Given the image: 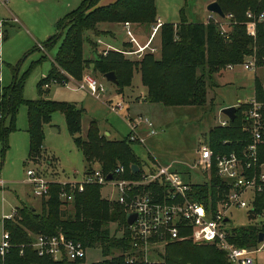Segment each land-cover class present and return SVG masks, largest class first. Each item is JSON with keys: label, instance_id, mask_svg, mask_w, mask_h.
Listing matches in <instances>:
<instances>
[{"label": "trees", "instance_id": "trees-1", "mask_svg": "<svg viewBox=\"0 0 264 264\" xmlns=\"http://www.w3.org/2000/svg\"><path fill=\"white\" fill-rule=\"evenodd\" d=\"M101 1L82 0L78 7L57 20L56 32L41 44L50 50L61 39L46 77L37 84L40 95L44 84L54 81L64 85L70 77L80 80L90 67L102 75L113 71L118 80L114 85L117 92L122 93L124 87L130 85L133 74L139 72L141 83L147 89L144 100L165 106L199 105L203 103L205 91L203 78L195 76L197 67L206 66L212 72L229 64H241L249 58H254L255 65H264V0H213L218 2L224 12L223 19L232 16L226 32H222L218 22L213 20L199 23L181 18L177 24L163 23L160 58L156 59L153 54L147 53L134 61L114 50L86 58L83 54L84 34L89 32L98 37L103 31L100 26L102 23L122 24L129 21L150 27L157 19L155 0H114L100 4ZM247 12H251L255 18L263 13V18L256 21L253 36L246 31ZM103 32L111 33L114 38L112 30L104 29ZM87 41L90 49L96 44V40L91 38H87ZM129 46L125 41L122 48ZM44 59L45 56H42L41 60ZM24 79L25 75L14 76L8 86L0 88V143L3 152L8 148L9 134L16 130V115L21 106L26 108L28 157L33 160L44 150V125L49 124L52 114L59 111L64 114L68 132L82 152L86 171L96 164L102 172L109 173L121 165L125 169L124 177H140L143 172L142 161L135 154L129 135L122 139H107L100 134L96 121H91L86 138L75 136L80 131L83 108L42 97L24 99ZM254 91L256 98H263L258 78L254 82ZM247 106L246 102L239 103L235 119L229 120L227 126L216 125L209 129L207 143L215 153L238 149L242 146L241 139H248L243 129V112ZM133 164L139 167L135 173L131 170ZM223 186L222 180L213 173L209 181L193 185V198L207 205L210 195L214 204L218 199L217 187ZM100 187L98 184H86L82 192H75L74 200L70 203L73 211L68 213L63 208L66 203L59 198L62 188L67 191L68 186L58 180H50L49 195L41 198L43 205L40 212L31 206L22 205L15 207L12 217L2 219L3 231L9 234L10 248L0 258V264H87L85 257L74 263H55L36 254L31 247L30 234H53L57 231L81 242L85 252L90 249L101 252L102 260L88 264H126L123 255L130 253L126 233L122 232L116 237L105 227L110 221L125 225V212L116 202L111 208L105 199L100 198ZM260 231H264V223L234 227L229 240L239 248H254ZM114 251H119V254L113 255ZM133 264H226V257L214 246H196L190 240H176L167 243L165 253L157 261L144 262L141 259Z\"/></svg>", "mask_w": 264, "mask_h": 264}, {"label": "rangeland", "instance_id": "rangeland-1", "mask_svg": "<svg viewBox=\"0 0 264 264\" xmlns=\"http://www.w3.org/2000/svg\"><path fill=\"white\" fill-rule=\"evenodd\" d=\"M81 1L0 0V22H3L0 27V88L8 86L14 76L25 75L22 91L24 99L42 97L67 102L75 108H83L80 131L75 135L82 139L86 138L91 121H96L100 134L107 139H122L130 134L129 118L135 121L139 115L146 117L152 122L156 133L149 134L146 124L140 123L136 132L144 141H131L135 154L142 161L143 171L170 163L173 164V170L191 172L192 182H202L203 176L200 172L189 170L186 163L196 158L199 145L208 140L209 129L225 119L221 109L230 105L237 107L239 103H245L253 96L256 78L261 83L264 97V65H256L254 69L248 70L244 69L242 63L233 64L232 68L226 65L212 72L208 71L206 66L197 67L195 76L203 78L205 91L203 103L199 105L165 106L144 100L147 89L141 83L139 72L133 74L130 85L124 87L122 93L117 92L113 83L105 80L101 73L90 67L85 72L105 87V92L100 96H94L88 90L70 83L69 86L50 83L47 88L43 85L40 95L37 84L46 77L61 39L55 42L50 50L41 44L56 32L57 20L78 7ZM210 2L211 0H155V13L163 23L177 24L181 18L188 22L201 23L208 20L211 14L207 10ZM229 18L220 19L215 15L213 21H218L220 30L226 32L229 30ZM122 25L123 23L100 24L103 31L112 30L114 38L108 32L102 31L98 37L85 32L84 56L94 58L96 53L103 52L109 45L122 48L123 42L127 40ZM130 30L139 43H144L152 31L151 26L137 23H131ZM87 38L96 40L91 49ZM160 40L158 30L152 42L156 46L153 53L156 59L161 56ZM42 56H45L44 60H41ZM124 56L132 61L137 59L134 55ZM118 100L123 102V109L118 112L110 110V106ZM26 128V108L21 106L16 115V130L9 134L5 152L2 151L0 143V241L3 233L2 219L10 216L15 207L25 204L35 207L38 212L42 208L43 202L33 194L32 185L28 182V168L39 171L48 180L61 182L81 181L86 172V162L82 152L75 145L73 136L68 132L62 112H54L51 122L44 125V150L34 160L28 157L29 136ZM93 166L98 167L96 164ZM98 191L100 198L105 199L112 208L117 195L110 185H103ZM63 208L68 213L73 211L71 204L63 205ZM247 217L246 209H233L229 226H248L250 222ZM105 227L116 237L122 233L123 226L117 222L110 221ZM30 236L33 241L34 235ZM161 252L159 257L165 250ZM118 254L119 251L113 252V255ZM253 258L255 264H264V251ZM100 260L102 255L99 250L86 251L87 264ZM157 260L154 256L150 259L151 262Z\"/></svg>", "mask_w": 264, "mask_h": 264}, {"label": "built area", "instance_id": "built-area-1", "mask_svg": "<svg viewBox=\"0 0 264 264\" xmlns=\"http://www.w3.org/2000/svg\"><path fill=\"white\" fill-rule=\"evenodd\" d=\"M214 15L217 14L211 13L207 21L214 20ZM227 17L232 18L231 15ZM247 18L246 30L253 36L256 21L263 18V13L255 18L251 12H247ZM1 23L3 22H0V27ZM130 24L131 22L125 21L122 25L130 48L119 49L109 45L103 53L110 49L123 55H134L138 59L147 53L155 52L153 38L158 30L160 33L163 22L159 18L156 19L144 43H139L134 37ZM242 65L248 70L256 66L254 58L246 59ZM232 66L233 64L227 65L228 68ZM69 83L86 89L97 97L105 92L104 85L86 72L80 80L70 77L64 86H69ZM44 87H49V83L44 84ZM246 103L248 106L243 112V129L248 139H241L242 146L228 153H215L208 143L202 142L197 149L196 158L186 163L189 170L200 172L203 176L202 182H192L191 172L173 170V164L157 165L143 171L138 178L124 177L125 169L119 165L109 172L111 179H107L109 173L92 167L84 173L81 181H60L62 185L68 186L67 191L62 188L60 200L66 204L72 203L75 192H82L86 184L110 185L117 195L114 201L121 205L125 212V225L121 232L126 233L130 243V253L123 255L126 264H133L141 259L151 262L153 256L159 258L167 243L176 240H190L196 246H214L224 253L226 264H254L253 254L264 251V231L262 240H257V246L254 248H239L229 240L232 233V227L229 226L232 222L230 213L233 209H246L251 225L264 223V97L258 99L253 94ZM122 109L121 100L110 106V110L114 112ZM140 123L146 124L149 134L156 133L152 122L139 115L135 121L129 118V140L143 143L144 138L136 132ZM228 123L229 119L225 116L217 125L227 126ZM213 173L222 180L224 186L217 187L218 199L215 203L212 204L209 195V202L205 205L193 198V185L209 181ZM26 174L33 194L40 199L48 197L50 180L32 168H28ZM128 213L137 214L131 224L126 221ZM12 215L13 213L7 218ZM31 247L39 257H47L55 263H74L82 260L86 253L81 242L67 238L62 231L35 234ZM9 248V234L3 231L0 241L1 259Z\"/></svg>", "mask_w": 264, "mask_h": 264}, {"label": "water", "instance_id": "water-1", "mask_svg": "<svg viewBox=\"0 0 264 264\" xmlns=\"http://www.w3.org/2000/svg\"><path fill=\"white\" fill-rule=\"evenodd\" d=\"M207 10L211 13H215L220 17H224L225 14L222 11L220 5L218 4V2L216 1H211L208 5H207ZM103 77L105 78V80L113 83L114 85H116L118 83V80L116 78V75L113 71H109L106 72L105 74H103ZM221 113L224 114L230 121L235 119V115H236V106L235 105H230V106H225L221 109ZM139 167L135 164H133L131 166V170L133 173H135L136 171H138ZM112 175L109 173L107 175V179H111ZM136 213H128L126 215V221L128 224H131L134 220V218L136 217ZM227 220V219H226ZM263 238V232L260 231L258 232V241H261Z\"/></svg>", "mask_w": 264, "mask_h": 264}, {"label": "crops", "instance_id": "crops-1", "mask_svg": "<svg viewBox=\"0 0 264 264\" xmlns=\"http://www.w3.org/2000/svg\"><path fill=\"white\" fill-rule=\"evenodd\" d=\"M112 1H114V0H102L101 1V3L100 4H107V3H109V2H112ZM211 1H213V0H211ZM215 16V15H214ZM62 17V16H61ZM207 21V20H206ZM206 21H204L203 23H205ZM51 126V125H50ZM53 126H51V128H52ZM203 142H205V143H207V141L206 140H204ZM167 164H170V163H167ZM139 170V169H138ZM59 181V180H58ZM23 205H25V204H23ZM33 208H35V207H33ZM15 209V208H14ZM14 211V210H13ZM13 213V212H12ZM258 239V238H257ZM260 252H263V251H260ZM260 252H257V253H255V254H253V256L254 255H256V254H258V253H260ZM254 259V258H253ZM254 264H255V261H254Z\"/></svg>", "mask_w": 264, "mask_h": 264}]
</instances>
